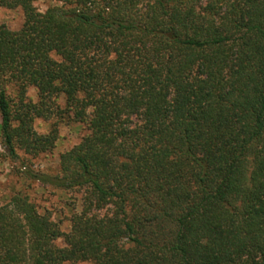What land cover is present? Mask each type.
<instances>
[{"label": "trees", "instance_id": "obj_1", "mask_svg": "<svg viewBox=\"0 0 264 264\" xmlns=\"http://www.w3.org/2000/svg\"><path fill=\"white\" fill-rule=\"evenodd\" d=\"M40 1L0 0L24 14L0 21L2 144L36 157L85 124L36 175L82 206L64 231L14 194L0 264H264V0Z\"/></svg>", "mask_w": 264, "mask_h": 264}, {"label": "rangeland", "instance_id": "obj_2", "mask_svg": "<svg viewBox=\"0 0 264 264\" xmlns=\"http://www.w3.org/2000/svg\"><path fill=\"white\" fill-rule=\"evenodd\" d=\"M59 1L42 0L37 6L41 11H46L48 7L57 5ZM0 21L11 30H19L24 23L23 11L20 8H0ZM8 92L12 97L16 95L12 85L8 87ZM29 96L33 101L38 99L37 91L33 88L29 90ZM60 103L64 105L63 98L60 99ZM56 121L59 120H37L35 129L39 134H47ZM57 128L59 138L52 151L35 157L19 150L18 156L13 158L2 144L0 114V207L9 203L14 194L22 193L28 196L39 212L49 214L64 231H68L70 218L81 211L83 191L57 189L44 185L36 179V175H60L61 155L78 145L88 134V129L85 124L73 123L69 120L59 121Z\"/></svg>", "mask_w": 264, "mask_h": 264}]
</instances>
